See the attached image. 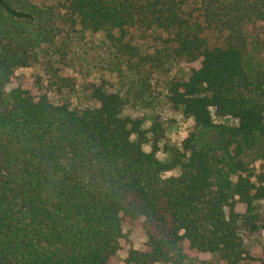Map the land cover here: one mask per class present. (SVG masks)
Masks as SVG:
<instances>
[{
	"label": "trees",
	"instance_id": "obj_1",
	"mask_svg": "<svg viewBox=\"0 0 264 264\" xmlns=\"http://www.w3.org/2000/svg\"><path fill=\"white\" fill-rule=\"evenodd\" d=\"M134 28L166 35L142 55ZM209 30L225 33L223 46ZM263 30L264 0H0V264H110L127 218L142 219L147 248H131L126 264L251 258L246 236L264 230V71L253 76L246 57ZM185 57L200 66L157 92V71ZM43 62L61 87L81 78L94 105L7 89ZM161 101L195 123L164 146L167 160L160 116L147 125L127 112Z\"/></svg>",
	"mask_w": 264,
	"mask_h": 264
},
{
	"label": "rangeland",
	"instance_id": "obj_2",
	"mask_svg": "<svg viewBox=\"0 0 264 264\" xmlns=\"http://www.w3.org/2000/svg\"><path fill=\"white\" fill-rule=\"evenodd\" d=\"M41 6H48L55 3L58 0H33ZM262 44H257V38L255 33L252 34L250 41L249 52L246 57V64L248 71L253 75H257L258 72L264 71V30L260 32ZM158 34L166 35L165 32L159 29L144 30L142 28H134L130 30V38L134 45H136L142 55L152 53L160 46L159 42L155 40ZM103 36L104 34L96 35L93 39L97 44L101 46L97 47L98 50L103 49ZM206 37L212 47L223 46L225 43V33L209 30L206 32ZM95 44V45H97ZM104 54V52H102ZM101 56L100 66L105 70L106 62L105 55ZM201 59H193L191 57H185L180 60L171 61L167 64L166 68L161 71H157L154 77L156 83L157 92L165 90V83L174 77L187 78L193 67L200 66ZM103 70V71H104ZM105 72V71H104ZM63 76H75L72 71H66ZM97 77H101L103 72L97 71ZM107 73V72H106ZM109 78V77H108ZM88 79H91L89 77ZM110 79V78H109ZM113 79V77H112ZM81 78H78V86L75 89H70L65 86H60L58 83L54 84L53 77L49 75L45 70V63L40 65L20 68L16 71V78L7 86V89H11L18 85H22L24 88H28L36 93L47 92L49 97L55 103L68 102L73 107L84 108L93 106L94 102L91 100L88 93L81 87ZM82 82V81H81ZM132 115H145L148 119V124L153 120L156 115H159L161 120L166 126V139L160 142V151L158 157L162 160H167L170 157V153L164 149L165 145H180L182 140L188 136V134L194 129V120L184 115L182 111H176L170 108L167 104L161 101L156 108L150 110L133 109L127 110ZM215 122H228L236 123L235 120L227 117L214 116ZM151 144L146 145V150H151ZM177 173L172 171L165 173L164 176H170ZM264 205V204H263ZM238 209L244 211V206L239 205ZM124 232L125 237L121 240V249L116 256L113 257L110 264H126L125 259L128 255V251L131 248L145 250L147 237L144 233L141 220H130L129 218L124 220ZM246 248L250 251L251 258L246 259L242 264H264V230L254 235H247L245 240ZM201 261L212 262L213 264H225L221 260L218 253H202L200 255ZM163 264V263H155ZM192 264H202L201 262H195Z\"/></svg>",
	"mask_w": 264,
	"mask_h": 264
}]
</instances>
